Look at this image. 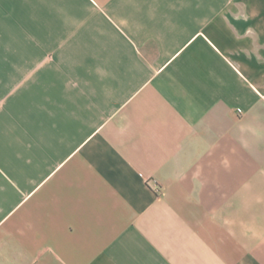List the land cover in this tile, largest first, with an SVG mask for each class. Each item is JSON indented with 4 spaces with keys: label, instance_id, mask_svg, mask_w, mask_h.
<instances>
[{
    "label": "crops",
    "instance_id": "1",
    "mask_svg": "<svg viewBox=\"0 0 264 264\" xmlns=\"http://www.w3.org/2000/svg\"><path fill=\"white\" fill-rule=\"evenodd\" d=\"M0 264H264V0H0Z\"/></svg>",
    "mask_w": 264,
    "mask_h": 264
}]
</instances>
